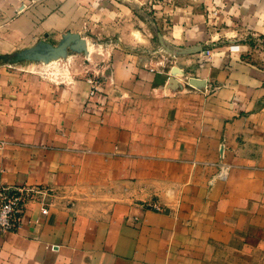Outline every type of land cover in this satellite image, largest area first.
Returning a JSON list of instances; mask_svg holds the SVG:
<instances>
[{"label": "crops", "instance_id": "crops-1", "mask_svg": "<svg viewBox=\"0 0 264 264\" xmlns=\"http://www.w3.org/2000/svg\"><path fill=\"white\" fill-rule=\"evenodd\" d=\"M157 9L203 94L136 52L93 104L85 80L0 70V192L42 191L0 233V264H264V66L233 44L264 40V0Z\"/></svg>", "mask_w": 264, "mask_h": 264}, {"label": "rangeland", "instance_id": "rangeland-1", "mask_svg": "<svg viewBox=\"0 0 264 264\" xmlns=\"http://www.w3.org/2000/svg\"><path fill=\"white\" fill-rule=\"evenodd\" d=\"M97 1L103 4L95 6ZM113 1L0 0V70L27 68L85 80L88 101L93 104L108 84H116V77L123 82L133 79L131 74L121 72H115L114 79L109 71L117 61L136 52L147 65L172 67L170 80H180V90L188 88L203 94L204 80L175 66L178 53L170 40L171 26L168 19H162L164 10L159 15L157 9L164 0H120L129 8L119 16L110 7ZM51 16L55 24L48 22ZM246 32L238 30L240 39L233 44L246 42V59L264 66V40L258 35L243 39V35L251 34ZM92 85L97 87L93 94Z\"/></svg>", "mask_w": 264, "mask_h": 264}, {"label": "built area", "instance_id": "built-area-1", "mask_svg": "<svg viewBox=\"0 0 264 264\" xmlns=\"http://www.w3.org/2000/svg\"><path fill=\"white\" fill-rule=\"evenodd\" d=\"M237 46H231V48H236ZM204 53L209 54L210 50L205 49ZM97 87L92 85L91 94L95 92ZM219 178H224L223 173L220 171L218 174ZM41 193V190H32L25 188H16L14 190L3 189L0 192V233H5L13 231L18 227L17 224V210L20 207L21 203L24 201L29 194L32 193ZM152 208L161 211L162 207L157 204H153ZM47 210L42 208V213H46Z\"/></svg>", "mask_w": 264, "mask_h": 264}, {"label": "bare ground", "instance_id": "bare-ground-1", "mask_svg": "<svg viewBox=\"0 0 264 264\" xmlns=\"http://www.w3.org/2000/svg\"><path fill=\"white\" fill-rule=\"evenodd\" d=\"M58 56V55H57Z\"/></svg>", "mask_w": 264, "mask_h": 264}]
</instances>
